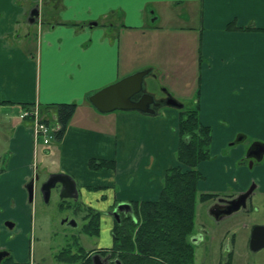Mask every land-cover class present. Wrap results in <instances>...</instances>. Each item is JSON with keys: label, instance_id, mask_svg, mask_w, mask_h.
Here are the masks:
<instances>
[{"label": "crops", "instance_id": "0c3cea01", "mask_svg": "<svg viewBox=\"0 0 264 264\" xmlns=\"http://www.w3.org/2000/svg\"><path fill=\"white\" fill-rule=\"evenodd\" d=\"M34 10L39 17L31 22ZM154 16L159 28L186 35L185 84L195 86L190 98L199 122L230 124L213 136L211 159L195 168L199 190L220 197L232 187L236 196L256 181L264 191V176L257 180L240 164L243 145L231 148L241 134L264 144V0H0V108L19 110L10 144L1 147L0 204L23 229L33 211L26 183L38 167L45 179L73 178L76 216L99 212L106 220L117 203L157 201L169 170L182 166L180 124L188 110L179 100L187 96L169 92L183 107L165 118L160 110L101 113L87 100L137 70L152 69L159 78L157 66L133 64L122 47L124 39L148 37ZM59 104H76L60 137ZM29 106L57 130L50 144L37 142L32 122L20 118ZM64 200L60 210L69 209ZM25 245L18 237L12 244L19 258Z\"/></svg>", "mask_w": 264, "mask_h": 264}, {"label": "rangeland", "instance_id": "374dc122", "mask_svg": "<svg viewBox=\"0 0 264 264\" xmlns=\"http://www.w3.org/2000/svg\"><path fill=\"white\" fill-rule=\"evenodd\" d=\"M152 19L149 24L154 25V29H146L145 34L148 37L136 36L140 40L135 38V42L133 41L131 44L125 39H121L124 42L122 46L124 47L123 52L126 53L128 51L132 54L134 57L131 59V62L137 66L147 63V66H157L160 74L163 71V75L159 74V78L154 75L146 77L145 84L148 93L154 95L156 99L164 98L169 92L182 97L187 96V98H180L181 100L176 97V99L184 104L183 110L197 108L195 103L196 98H190L193 93L191 90L195 86L193 84H185L187 82L185 80L186 76L190 75L185 69L187 59L185 57L186 46L183 42L186 35L176 32L175 27L167 30L161 29L159 28L161 25L158 21L152 23ZM179 37H182V39ZM138 58H141L139 62L137 61ZM188 77L192 78V76ZM159 110L162 118L166 117L167 111H182V109L168 105L162 106ZM17 114H19L18 109H0V116L4 120H9L10 117L12 118ZM14 121L16 120L14 119ZM218 123L214 122L210 124L213 136H217L218 131H223V127L230 126V124L224 121L220 122V119ZM0 139L2 147L4 146V142L2 141L4 139L1 135ZM260 140L250 135L248 140L242 144L246 151L241 161L242 163H240L252 173H256L257 180H260L264 176V166L261 165L263 162L261 164L256 163L257 166L251 169L250 161L246 158V154L250 146L255 142H260ZM228 153L229 151L226 152V154ZM190 169L192 168L186 165L182 166L184 172ZM176 175H178L177 172H175ZM45 177L46 175L42 174L41 181L38 183V192H40V186ZM184 177L186 179L191 178L187 174ZM200 181L201 178L198 184ZM253 184L254 182L252 181L250 187ZM236 192L237 190L230 187L225 193H219V195L220 198H229L235 195ZM36 196L37 200H35L32 206V222L30 220L29 227L24 229L20 226V229L15 233L19 242L26 243L20 258L17 254L15 255L17 261H21V259H24V261L30 260L31 264H84L89 259L88 256L91 257L93 254L100 253L102 248L114 247L116 242V234H114L116 224L111 218L107 217L105 220L100 216L101 219L99 218L98 220L97 232L93 230V233H90L83 229L85 221L81 218V215L76 216L73 213L75 207L74 200H69L73 209L60 210L59 204L62 200L60 199L58 188L52 191L51 199L48 203H45L40 194ZM196 199V215L188 239L190 241L191 235L197 234L200 231H202L205 238L201 243L193 246L194 264H227L230 260L231 264H264V249L259 252H253L249 247L253 227L256 225L264 226V195L256 194L250 200V209L248 211L238 212L222 220H216L210 215L209 210L213 204V200L209 197L208 192L199 190L198 188ZM67 216L76 219L78 226L63 225L62 221ZM86 251H89L91 254H87ZM69 254H72L75 258L80 257V261L78 262L74 259L75 262L69 263ZM100 254L105 256L104 254L107 253L102 252ZM112 264H115L114 261Z\"/></svg>", "mask_w": 264, "mask_h": 264}, {"label": "trees", "instance_id": "16d2710c", "mask_svg": "<svg viewBox=\"0 0 264 264\" xmlns=\"http://www.w3.org/2000/svg\"><path fill=\"white\" fill-rule=\"evenodd\" d=\"M54 107L58 109L62 125L60 137L75 112L76 104ZM185 117L180 124L184 139L179 158L182 166L192 169L185 172L182 166L170 169L161 197L157 201L134 203L135 217H128L122 224H116L114 247L100 250V253H107L105 256L110 255L115 264H194V245L188 237L196 215L198 181L202 178L195 168L208 158V144L212 136L211 127L199 122L197 110H188ZM175 172L178 175L175 176ZM185 174L191 178L186 179ZM92 215V226L85 229L90 233L93 230L97 232L102 214L95 212ZM88 258L84 264H93L92 256ZM74 259L79 262L81 258L69 254L68 262H75Z\"/></svg>", "mask_w": 264, "mask_h": 264}, {"label": "water", "instance_id": "95a60500", "mask_svg": "<svg viewBox=\"0 0 264 264\" xmlns=\"http://www.w3.org/2000/svg\"><path fill=\"white\" fill-rule=\"evenodd\" d=\"M36 17H39V14L37 10H34L31 21L33 22ZM151 74L152 69L137 71L90 95L87 100L101 113H110L121 110L138 111L146 115H156L159 109L165 105L182 108L183 105L171 96L167 102H158L154 95L146 91L145 79ZM263 154L264 144L257 142L249 149L248 157H256L258 160H261ZM38 181L39 180H34L26 186L30 198H32L35 193V184ZM57 188L59 189L60 198L62 200L77 199L79 197L77 184L72 177L64 173L52 174L49 179L43 183L40 189L46 202H49L52 191ZM251 192L252 190L249 189L248 191L241 193L235 199L223 200L226 206H221L217 203L212 207L211 214L217 220H221L222 218L230 216L241 210H246L248 207L247 200ZM120 210L132 211L133 208L130 203L121 202L114 209L113 214L120 217ZM201 241V234L193 238L194 244H199ZM250 247L253 251H258L261 248H264V226H256L254 228ZM92 260L93 264H111L110 255L103 257L101 254L97 253L92 256Z\"/></svg>", "mask_w": 264, "mask_h": 264}, {"label": "flooded vegetation", "instance_id": "af4514ba", "mask_svg": "<svg viewBox=\"0 0 264 264\" xmlns=\"http://www.w3.org/2000/svg\"><path fill=\"white\" fill-rule=\"evenodd\" d=\"M153 19H152V23L153 22H155L156 21V16H154V17H152ZM32 22V21H31ZM34 22V21H33ZM98 25V23H96V22H93V23H91L90 24V26L91 27H93V26H97ZM154 26V25H153ZM151 75H154L153 74V71H152V74ZM154 76H156V75H154ZM167 93V92H166ZM170 98V94L169 93H167V96H165L164 98H161V99H156L158 102L159 101H164V102H167L168 101V99ZM0 109H2V108H0ZM192 110V109H191ZM7 113V112H6ZM15 127V121H14V118L12 117H10V119L8 120H4L1 116H0V135L3 137V139L5 140V142L7 143V144H10V141H11V138H12V129ZM210 136H212V138H211V142H210V144H208V153H209V156H208V158L207 159H205V160H209V159H211V157L213 156V154H211L210 153V146H211V143H212V141H213V135H212V129H210ZM4 140H2L3 142H4ZM248 140V137L246 136V135H239L238 137H237V140H235L233 143H232V145H231V147H236V146H239V145H242L243 143H245L246 141ZM256 143V142H255ZM254 144V143H253ZM250 148H251V146H250ZM249 148V149H250ZM249 149H248V152H249ZM2 149H1V139H0V177L2 176V172H3V165H2V163H3V159H2ZM248 152H247V154H246V158L248 159V161H250V167H251V169L252 168H254V167H256L257 165H256V163H258V164H261L262 162V164L261 165H263L264 166V154H263V156H262V159L261 160H258L256 157H252V158H249L248 157ZM254 153V152H253ZM205 160H203V161H205ZM38 163V162H37ZM36 165H40V164H36ZM260 165V166H261ZM259 166V165H258ZM37 169H39L40 170V168L38 167V168H36V170H35V172H34V174H32L29 178H28V181H27V185H29L32 181H34V180H39L38 182H40L41 181V178H42V173L40 172V171H37ZM51 175V174H50ZM50 175L48 176V178H46L43 182H42V184H41V186L43 185V183L44 182H46L48 179H49V177H50ZM38 182H36V184H35V188H36V190H35V193H34V195H33V197L32 198H30V195H29V192L27 191V203L29 204V206L30 207H32L33 206V204H34V202H35V200H37V196L36 195H38V194H40V196H41V198L45 201V199H44V195H43V193L40 191V192H38L37 191V188H38ZM26 185V186H27ZM41 186H40V189H41ZM249 189H251L252 190V192H251V194H250V196H249V198H248V200H247V202H248V207H247V209L246 210H241V211H248L249 209H250V200L251 199H253L254 197H255V195L256 194H262V193H264V191L262 190V186L261 185H259V183L258 182H256V181H254V184H253V186L252 187H250V188H248L247 190H245L244 192H246V191H248ZM27 190V189H26ZM243 193V192H242ZM241 193H239L238 195H236V196H230L229 198H220V197H218V196H215V195H211V200H213V204L211 205V208H210V210H209V213H210V215L212 216V217H214L212 214H211V209H212V207L213 206H215L217 203H219L221 206H226V204H225V202L223 201V200H232V199H235L236 197H238L239 195H240ZM51 199V198H50ZM61 199V198H60ZM62 200V199H61ZM64 200V199H63ZM62 200V201H63ZM72 200H74V202H75V207H74V209H73V207H72V205L69 203V204H67L66 206L69 208V209H73V212H74V210L75 211H77V203H78V201H79V199L77 198V199H72ZM50 201V200H49ZM65 201V200H64ZM14 203H15V200H12V202H11V208H13V207H15L14 206ZM45 203H48V202H46L45 201ZM117 205H119V203H117L116 205H114L113 206V208L110 210V211H108V213H107V216H108V218H111V220H113V222H115V224H117V225H120V224H122L123 223V221H125L128 217H135V213H134V208H133V210L132 211H130V210H128V211H126V210H123V211H119V213H120V217H117L116 215H114L113 214V211H114V209L117 207ZM63 206V208L65 207L64 206V204L62 205ZM241 211H239V212H241ZM238 213V212H237ZM234 214H236V213H234ZM234 214H232V215H234ZM232 215H230V216H232ZM10 216V214H8L3 208H2V206H1V204H0V264H31L30 263V260H28V261H24V262H21V261H17L16 259H15V255H16V251L13 249V246H12V244H14L15 242H16V239H17V236H15L16 234V232L20 229V221L19 220H17V219H14V218H11V217H9ZM89 216L90 217H84V218H82L85 222H84V225H83V229H86V227H88V226H92V222L94 221L93 220V215H91V214H89ZM227 217H229V216H227ZM215 218V217H214ZM224 218H226V217H224ZM224 218H222V219H224ZM216 219V218H215ZM221 219V220H222ZM217 220V219H216ZM31 222H32V219H31ZM62 224L63 225H67V226H71V227H77L78 226V223H77V220L76 219H72L70 216H67V218H65L63 221H62ZM256 226H263V225H256ZM256 226H254L253 227V229H252V231H251V236H250V240H249V247H250V243H251V238H252V234H253V230H254V228L256 227ZM199 234H201L202 235V241L204 240V234L202 233V231H200V232H198L197 234H192L191 235V237H190V241H191V243L194 245V246H196L194 243H193V238H195V236H197V235H199ZM78 239V238H77ZM201 241V242H202ZM79 242V241H78ZM200 242V243H201ZM250 249H251V247H250ZM264 248H261L260 250H258V251H253L252 249H251V251H253V252H259V251H261V250H263ZM87 252H89V251H87ZM102 255V254H101ZM103 256V255H102ZM108 256V255H107ZM103 257H105V256H103ZM17 258V257H16ZM227 264H231V260L229 261V263H227Z\"/></svg>", "mask_w": 264, "mask_h": 264}, {"label": "built area", "instance_id": "2783aa9c", "mask_svg": "<svg viewBox=\"0 0 264 264\" xmlns=\"http://www.w3.org/2000/svg\"><path fill=\"white\" fill-rule=\"evenodd\" d=\"M20 118L22 120L29 119L32 122L35 140L44 145L50 144L57 132L53 129L49 122L42 118V111L38 106H29L21 111Z\"/></svg>", "mask_w": 264, "mask_h": 264}]
</instances>
